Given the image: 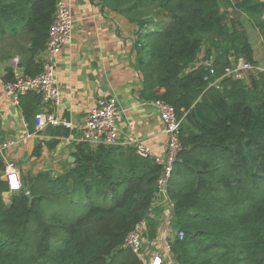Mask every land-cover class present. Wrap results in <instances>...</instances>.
<instances>
[{
	"label": "trees",
	"instance_id": "1",
	"mask_svg": "<svg viewBox=\"0 0 264 264\" xmlns=\"http://www.w3.org/2000/svg\"><path fill=\"white\" fill-rule=\"evenodd\" d=\"M100 1L141 29L133 44L140 97L171 104L185 120L167 189L175 226L184 231L171 242L172 258L178 264H264V71L252 85L224 77L215 87L195 65L206 41L224 44L214 61L217 74L231 64L230 55L254 63L245 34L228 30L218 0ZM55 3L0 0V35L13 19L26 21L31 34L23 64L28 75L41 71L34 57L45 49ZM228 3L252 16L264 13V1ZM259 28L264 38V24ZM19 103L29 121L41 96L27 93ZM72 156L70 169L29 178L8 204L0 181V264H143L124 240L147 218L162 166L129 146L78 142Z\"/></svg>",
	"mask_w": 264,
	"mask_h": 264
},
{
	"label": "crops",
	"instance_id": "2",
	"mask_svg": "<svg viewBox=\"0 0 264 264\" xmlns=\"http://www.w3.org/2000/svg\"><path fill=\"white\" fill-rule=\"evenodd\" d=\"M61 1L70 9L73 36L55 56L61 101L53 113L59 120L70 121L72 127L53 126L49 133L45 132L46 126L38 129L35 119L44 110L41 105L29 121L25 119L20 103L14 104L5 91V77L8 74L13 78L16 71L25 73L23 64L30 59L27 48L31 34L26 21L13 19V23H5L4 34L0 35V145L7 139L15 140L12 147L0 151V181L6 188L3 192L5 204L19 191L9 189L5 177L7 166L10 165L19 176L21 189L28 187L29 178L39 173L49 172L52 176H59L73 166L74 160L71 161L70 157H73L74 145L82 142L77 124L100 97L113 95L120 106L116 124L121 140L115 146L130 147L127 140L134 137L156 156H165L166 137L159 111L153 100L140 97L142 73L137 67L133 48L140 27L100 0ZM218 1L228 30L243 31L251 46L252 64L260 70L246 72L243 80L252 85L257 73L264 71V38L259 28V24H264V13L252 16L244 9L232 7L228 0ZM146 16L154 18L153 13ZM160 17L166 20L163 13ZM156 21L158 17L153 19V22ZM223 50L224 44L220 48L211 47L209 41L204 42L195 65L209 57L215 61L223 55ZM43 56L42 51L34 57L35 62L41 64ZM228 58L231 63L246 60L242 56L235 58L230 55ZM184 124L182 117L181 125ZM36 146L40 147L39 155L33 154ZM176 229L172 208L163 196L157 197L144 220L142 236L145 245L139 255L143 264H166L169 261L172 257L171 242L177 237Z\"/></svg>",
	"mask_w": 264,
	"mask_h": 264
},
{
	"label": "built area",
	"instance_id": "3",
	"mask_svg": "<svg viewBox=\"0 0 264 264\" xmlns=\"http://www.w3.org/2000/svg\"><path fill=\"white\" fill-rule=\"evenodd\" d=\"M73 36V19L67 4L61 0H56L53 19L51 21L44 56L41 63V71L35 75H28L22 71H16L13 78L5 83V91L12 98L14 104H19V98L27 93H36L41 96V106L43 111L37 114L35 122L38 129L42 130L47 123L53 126L63 125L72 127L73 124L67 120H59L53 113L61 101L60 90L56 75L55 56L62 47L68 43ZM198 66L205 70L204 81L209 86H219V82L224 77L242 79L245 73L252 70H260L247 60H239L225 66L221 74H217L212 58L202 60ZM153 105L158 109L163 125V132L166 137V152L164 157L156 156L152 150L144 145L139 139L130 137L127 142L141 157L151 158L155 163L162 166L161 175L157 181L156 197L163 196L166 203L173 210V203L167 194L169 180L171 177L173 164L181 150L180 128L182 118H178L175 108L160 99L153 100ZM120 113V106L117 99L111 96L100 97L95 105L85 115L84 119L77 124L78 130L82 134V142L91 147L98 145L113 146L120 142L121 136L117 128L116 119ZM15 144L14 139H7L0 145V151L6 150ZM6 181L10 190H20L21 181L19 176L11 166L6 167ZM144 220L137 224L126 236L124 245L138 256L142 254L144 248L143 239ZM177 230V237L182 239L184 231ZM166 264H178L172 257Z\"/></svg>",
	"mask_w": 264,
	"mask_h": 264
},
{
	"label": "water",
	"instance_id": "4",
	"mask_svg": "<svg viewBox=\"0 0 264 264\" xmlns=\"http://www.w3.org/2000/svg\"><path fill=\"white\" fill-rule=\"evenodd\" d=\"M52 127H53V125H52L51 123H47V125H46V127H45V132H46V133H49V131L51 130ZM70 160L73 161L74 158H73V157H70ZM27 196H28L29 198H31V195H30L29 192H27Z\"/></svg>",
	"mask_w": 264,
	"mask_h": 264
}]
</instances>
